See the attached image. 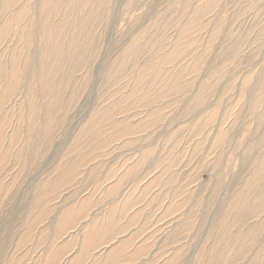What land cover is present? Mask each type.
Listing matches in <instances>:
<instances>
[{
  "label": "rangeland",
  "instance_id": "374dc122",
  "mask_svg": "<svg viewBox=\"0 0 264 264\" xmlns=\"http://www.w3.org/2000/svg\"><path fill=\"white\" fill-rule=\"evenodd\" d=\"M259 171L264 0H0V264H264Z\"/></svg>",
  "mask_w": 264,
  "mask_h": 264
},
{
  "label": "bare ground",
  "instance_id": "6f19581e",
  "mask_svg": "<svg viewBox=\"0 0 264 264\" xmlns=\"http://www.w3.org/2000/svg\"><path fill=\"white\" fill-rule=\"evenodd\" d=\"M117 93H114L112 96H115ZM124 97H129V95L128 96H124ZM105 112H108L109 110L108 109H105L104 110ZM96 118H98V116H96ZM125 123V122H124ZM90 128L92 127V126H95V124H96V121H94V120H92L91 122H90ZM116 124V123H115ZM122 123H120V124H117V126H119V125H121ZM114 126H116V125H114ZM33 128L34 127H31L30 128V133H32L33 132ZM89 128V129H90ZM37 132H38V129H37ZM88 134H90L91 136H95L96 134H94V132H92L91 131V129L89 130V131H87V132H82V133H80L77 137L78 138H76L77 140H76V142H75V144H74V146H72V147H70L68 150H67V153H72V152H74L75 150H76V148L78 147V145H79V142L85 137V136H87ZM31 135V134H30ZM29 144V143H28ZM28 144H27V146H28ZM264 173L262 172V171H259V173H258V175L260 176V175H263ZM258 179H259V177H258ZM258 179H255L254 181H256V185L257 186H255L254 187V190L253 191H251L250 189H248V191H241L240 192V196H237V195H234L233 196V201H232V207L231 206H229V209H233L234 207H235V209H237V214L234 216V219H233V224H230V225H232V227L234 226L235 227V225H238V223H240V221L239 220H235V217H237V218H239V216H240V209L242 208V210L244 209V208H246L247 207V205H245V204H243L244 203V201L245 200H247V196L249 197V195L250 194H252V193H255V190H257L258 191V187L260 186L259 184H258ZM259 193L260 192H257L256 194H255V200H259V201H261V207L260 208H257V209H255L252 213H251V215H257L261 210H264V197H260V195H259ZM237 199H238V202H237ZM240 200V201H239ZM242 206V207H241ZM228 209V210H229ZM230 212V211H229ZM228 212V213H229ZM239 215V216H238ZM227 218V217H226ZM231 219V218H230ZM220 226H221V229L222 230H224L226 227H227V225L225 224V222H224V220L223 221H221L220 222ZM258 227L259 226H254L253 227V230H250V231H247V233H245V234H242L241 232H240V229H239V231H237V232H235L234 234H232L231 236H229L227 239V243H226V245L225 246H223V247H217L216 248V252L214 253V255L212 254H209V253H207L208 255H207V264H210V263H216L217 264V262H224V261H226L227 263L226 264H233L234 262H237V261H240V259H242V258H240V256H242L243 257V259L245 258V255H246V253H248L247 251H244L241 255H240V247L242 246V247H246V244H247V241L246 240H249V238H251V239H253V236H255L256 235V231L258 230ZM250 233H254L253 234V236L252 237H250ZM242 236H241V235ZM240 240H241V244H240ZM254 240H256L255 239V237H254V239H253V241ZM217 241V240H216ZM228 242H229V247L227 246V244H228ZM248 245V244H247ZM224 248L225 249H227V252H224ZM228 248H230L231 250H234V248L236 249L235 250V252L233 253V251H230V249H228ZM116 249H118V247L116 248ZM211 249V248H210ZM177 253V252H176ZM230 253H232V254H230ZM227 254H229L228 256H227ZM230 256V257H229ZM229 257V258H228ZM227 258L229 259V261L231 260V262H229L228 260H227Z\"/></svg>",
  "mask_w": 264,
  "mask_h": 264
}]
</instances>
